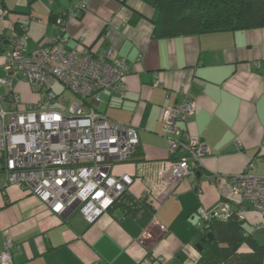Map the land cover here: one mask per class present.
<instances>
[{"label":"crops","instance_id":"obj_1","mask_svg":"<svg viewBox=\"0 0 264 264\" xmlns=\"http://www.w3.org/2000/svg\"><path fill=\"white\" fill-rule=\"evenodd\" d=\"M79 2L87 8L68 19L67 49L81 41L94 51L113 48L130 67L127 94H115L99 109L137 129L136 155L113 169L133 177L134 201H146L143 194L159 180L160 163L171 158L162 113L183 100V90L197 99V112L179 125L211 154L161 203L138 204L131 213L116 207L92 224L78 211L54 214L35 195L6 185L0 173V248L12 241L13 264H194L200 255L197 210L211 211L228 200L211 176L238 175L253 162L248 173L264 177V28L155 38L158 13L142 0H4L0 76L17 26L28 28L30 53L59 33L57 19ZM15 87L24 104L38 99L26 83ZM241 205L246 229L264 244V229L254 227L261 216L248 200ZM146 230L151 238L143 242ZM239 252L249 248L242 245Z\"/></svg>","mask_w":264,"mask_h":264},{"label":"built area","instance_id":"obj_2","mask_svg":"<svg viewBox=\"0 0 264 264\" xmlns=\"http://www.w3.org/2000/svg\"><path fill=\"white\" fill-rule=\"evenodd\" d=\"M86 8L87 2L72 6L56 21L59 33L30 53L25 24L10 38L0 76V173L5 174L6 185H17L35 195L54 214L68 217L78 211L92 224L129 193L133 177L115 175L113 169L132 160L140 142L133 125L116 122L99 111L103 97L127 94V60L113 48L94 51L82 41L67 49L68 19ZM5 13L0 6V15ZM19 83H26L38 99L24 104L15 87ZM56 85L62 87L61 92L55 91ZM156 85H160L158 79ZM182 94L181 102L167 106L162 113L171 158L160 163L159 180L143 194L150 205L165 200L211 154L208 146L179 125L191 121L197 112V99L188 90ZM252 168L253 162L241 174L211 176L229 201L211 211L197 210L198 232L208 228L204 223L212 217L235 213L244 221L242 200H248L261 216L255 230L264 229V177L249 174ZM153 225L166 232L156 221ZM150 238V230H146L141 240ZM12 248V241L6 239L0 248V264H13ZM158 264H163L160 259Z\"/></svg>","mask_w":264,"mask_h":264},{"label":"trees","instance_id":"obj_3","mask_svg":"<svg viewBox=\"0 0 264 264\" xmlns=\"http://www.w3.org/2000/svg\"><path fill=\"white\" fill-rule=\"evenodd\" d=\"M142 1L158 13L154 24L155 38L264 28V0ZM0 6L5 8L4 0H0ZM16 30L20 31V28L17 26ZM145 203L149 205L146 201H134L128 193L117 207L131 213L136 210L131 207L138 204L147 206ZM204 225L208 228L199 232V239L209 233L214 238L202 245L194 264L264 263V244L248 232L245 220H240L235 213L226 218H209ZM242 245L247 246L249 252H239Z\"/></svg>","mask_w":264,"mask_h":264},{"label":"water","instance_id":"obj_4","mask_svg":"<svg viewBox=\"0 0 264 264\" xmlns=\"http://www.w3.org/2000/svg\"><path fill=\"white\" fill-rule=\"evenodd\" d=\"M213 234L212 233H209V234H207L205 237H203L201 240H200V242L198 243V245H197V248H198V250L199 251H201L202 250V245L207 241V240H213Z\"/></svg>","mask_w":264,"mask_h":264},{"label":"rangeland","instance_id":"obj_5","mask_svg":"<svg viewBox=\"0 0 264 264\" xmlns=\"http://www.w3.org/2000/svg\"><path fill=\"white\" fill-rule=\"evenodd\" d=\"M47 3H48V0H47ZM79 3H80V2H79ZM74 5H76V3H75ZM5 11L7 12V10H5ZM18 27H19V26H18ZM54 89H55V91H56L57 93H59V92H61L62 87L59 86V85H56ZM102 100H103V102H105V101H109L108 98H106V97H103ZM103 105H104V104H103ZM99 111L102 112L101 109H99Z\"/></svg>","mask_w":264,"mask_h":264}]
</instances>
